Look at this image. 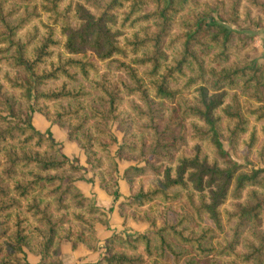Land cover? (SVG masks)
Returning a JSON list of instances; mask_svg holds the SVG:
<instances>
[{
  "label": "trees",
  "instance_id": "1",
  "mask_svg": "<svg viewBox=\"0 0 264 264\" xmlns=\"http://www.w3.org/2000/svg\"><path fill=\"white\" fill-rule=\"evenodd\" d=\"M253 10L261 19L264 0H0V264H26L24 250L58 264L63 241L95 250L111 211L77 189L82 167L34 112L82 149L89 181L114 202L118 159L139 162L123 173L124 221L154 226L157 203L189 209L110 236L87 264H264V167L223 148L263 139L264 161V66L228 25ZM109 121L122 132L114 154Z\"/></svg>",
  "mask_w": 264,
  "mask_h": 264
},
{
  "label": "crops",
  "instance_id": "2",
  "mask_svg": "<svg viewBox=\"0 0 264 264\" xmlns=\"http://www.w3.org/2000/svg\"><path fill=\"white\" fill-rule=\"evenodd\" d=\"M32 124L40 132L49 131L55 142L58 143L61 151L71 161L82 167L84 179L75 182L77 189L87 198H89L96 207L108 211V223L103 225L97 223L95 225L97 247L95 250H90L86 246L79 244L72 247L67 241H63L58 246V264H87L95 263L104 255V242L107 238L114 234L123 237H134L147 231L148 225L144 222H135L132 219H124L118 213V204L126 201L129 198V190L122 173L125 167H118L117 187L120 194L118 201L114 202L112 197L102 190L96 179L89 181L92 177L90 167L85 162V155L82 149L66 137V132L55 124H51L47 119L38 113H33ZM122 167V169H121ZM19 258L26 264H41L40 257L24 250Z\"/></svg>",
  "mask_w": 264,
  "mask_h": 264
},
{
  "label": "rangeland",
  "instance_id": "3",
  "mask_svg": "<svg viewBox=\"0 0 264 264\" xmlns=\"http://www.w3.org/2000/svg\"><path fill=\"white\" fill-rule=\"evenodd\" d=\"M258 16H260L258 15V12L256 10H253V15L251 19L242 21L238 25L231 23H228V25H230L232 28L238 29L241 32V36L245 38L247 43L251 46V49L248 52V59L255 62L258 65L264 66V14L261 15V19H259ZM92 97H95V95L93 94ZM108 124H109L110 133L115 138V141L110 143L108 147L111 154H114L117 150L118 145L121 144L122 132L115 122L109 121ZM262 145H263V139H260L254 150H252V152H248V150L243 145L238 147L236 150H233L229 146V143L227 141H223V148L225 151H227L229 157L232 158L235 162L244 166L245 169H251V168L257 169L264 167V161H262L263 159L260 157L258 153L261 152V149L263 147ZM122 156L123 158L118 159L119 166H123L125 167V169L132 166H140V164L138 165L139 162L137 163V160L132 159L130 155L122 154ZM118 172L116 173L117 179L119 177ZM140 179L146 182L150 180L151 177L144 176L142 178L140 177ZM147 208L149 210V214L152 213L157 218L156 224L154 226L149 225L145 221H137L132 219L135 222L146 223L148 225L147 231L153 230L154 228H157L161 225V218L159 216L161 215L162 212H165V217L167 219L172 220L177 215L181 214L183 211L189 210L187 205L181 200L172 201L167 204H163V203L152 204L147 206L146 209ZM163 264H174V263L170 257H166L163 261ZM197 264H206V263L199 262L197 260Z\"/></svg>",
  "mask_w": 264,
  "mask_h": 264
}]
</instances>
